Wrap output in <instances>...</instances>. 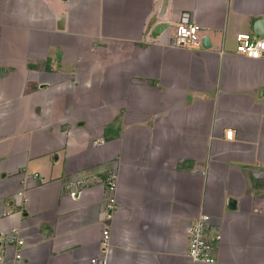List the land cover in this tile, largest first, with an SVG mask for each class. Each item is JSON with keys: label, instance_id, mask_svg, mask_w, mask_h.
<instances>
[{"label": "crops", "instance_id": "crops-1", "mask_svg": "<svg viewBox=\"0 0 264 264\" xmlns=\"http://www.w3.org/2000/svg\"><path fill=\"white\" fill-rule=\"evenodd\" d=\"M183 12L210 48L171 46ZM239 33L264 37V0H0V264H205L201 215L213 264H264V58Z\"/></svg>", "mask_w": 264, "mask_h": 264}, {"label": "built area", "instance_id": "built-area-1", "mask_svg": "<svg viewBox=\"0 0 264 264\" xmlns=\"http://www.w3.org/2000/svg\"><path fill=\"white\" fill-rule=\"evenodd\" d=\"M171 46L180 49H197L201 45L199 38V27L194 22L191 13L183 12L174 26ZM235 54L249 60L264 58V37H255L248 33H239L235 36ZM234 132L227 130L224 138L228 141L233 139ZM107 199L105 209L110 214L116 208V184L115 177L111 175L106 179ZM211 218L207 215L199 216L188 230L189 246L188 256L195 263L213 264L216 261L215 252L221 241V235L211 231ZM16 233V232H15ZM110 233L108 229L103 231V247L109 242ZM17 246H23V240L14 239ZM16 259L20 258L19 253ZM92 264H97L92 260Z\"/></svg>", "mask_w": 264, "mask_h": 264}, {"label": "water", "instance_id": "water-1", "mask_svg": "<svg viewBox=\"0 0 264 264\" xmlns=\"http://www.w3.org/2000/svg\"><path fill=\"white\" fill-rule=\"evenodd\" d=\"M151 26H152V30H151V36L152 37L160 36L166 29L169 28V24L168 23L156 22V20H154L151 23ZM257 36L261 37L260 34H257ZM201 46L203 48H205V49L210 48V42H209V39L207 37H203L201 39ZM257 170H258L257 178L261 179V182L264 184V168H257ZM228 204L229 205L232 204L235 207V201L234 200H229Z\"/></svg>", "mask_w": 264, "mask_h": 264}, {"label": "rangeland", "instance_id": "rangeland-1", "mask_svg": "<svg viewBox=\"0 0 264 264\" xmlns=\"http://www.w3.org/2000/svg\"><path fill=\"white\" fill-rule=\"evenodd\" d=\"M172 31V28L170 29V32Z\"/></svg>", "mask_w": 264, "mask_h": 264}]
</instances>
